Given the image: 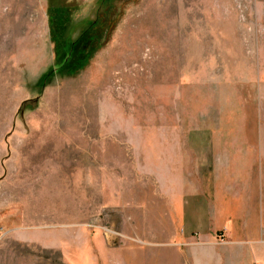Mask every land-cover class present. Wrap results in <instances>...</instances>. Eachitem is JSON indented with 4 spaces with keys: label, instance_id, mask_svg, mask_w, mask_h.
Listing matches in <instances>:
<instances>
[{
    "label": "rangeland",
    "instance_id": "374dc122",
    "mask_svg": "<svg viewBox=\"0 0 264 264\" xmlns=\"http://www.w3.org/2000/svg\"><path fill=\"white\" fill-rule=\"evenodd\" d=\"M261 131L264 0H0V264H201L168 205L186 136L258 182Z\"/></svg>",
    "mask_w": 264,
    "mask_h": 264
},
{
    "label": "crops",
    "instance_id": "0c3cea01",
    "mask_svg": "<svg viewBox=\"0 0 264 264\" xmlns=\"http://www.w3.org/2000/svg\"><path fill=\"white\" fill-rule=\"evenodd\" d=\"M228 137L205 132L186 136L187 151L179 158L181 172L173 171L168 194L170 219L183 227L189 247L202 253L201 264L264 262L257 243L260 233L247 222L261 220L264 226V177L258 182L251 179L247 171L251 156L248 151L231 153L223 144ZM257 138L260 146L249 148H259L264 162V132ZM189 155L195 166L193 178ZM223 229L225 241L220 242L217 233Z\"/></svg>",
    "mask_w": 264,
    "mask_h": 264
}]
</instances>
